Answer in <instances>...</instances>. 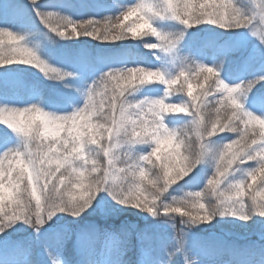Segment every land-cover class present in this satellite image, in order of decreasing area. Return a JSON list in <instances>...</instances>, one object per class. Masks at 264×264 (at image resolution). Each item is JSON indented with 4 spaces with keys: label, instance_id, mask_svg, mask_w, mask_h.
<instances>
[{
    "label": "snow or ice",
    "instance_id": "snow-or-ice-1",
    "mask_svg": "<svg viewBox=\"0 0 264 264\" xmlns=\"http://www.w3.org/2000/svg\"><path fill=\"white\" fill-rule=\"evenodd\" d=\"M253 3L255 7L244 11L236 0H135L116 5L112 15L100 19H74L41 7L39 0L27 5L0 0V69L5 71L10 65H25L50 80L73 75L41 57L38 44L29 39L35 35L29 27L30 13L52 43L81 37L101 44L142 41L160 61L96 69L99 75L81 91L83 105L64 114L46 110L39 100L25 107L0 106L4 126L0 130V234L7 236L17 225H26L34 233L32 240L17 243L18 253L27 256L39 245L51 264H62L60 253L66 244L82 249L85 240L103 239L119 248L134 236L145 254L156 238L149 227L124 224L111 229L90 224L75 232L67 226L54 228L65 217L78 221L97 210L105 216L136 210L176 233L171 247H162L166 259H142L141 264H174L178 255L183 264H202L194 257L214 256L227 246L216 242L193 246L194 228L217 217L245 223L254 217L264 219V114L249 110L245 103L264 109V96L249 100L264 74L230 84L226 73L236 47H222L211 62H205L197 59V52L183 54L182 45L186 30L202 25L231 33L243 29L258 39L259 55L264 58V2ZM164 18L178 22L181 29L161 30L156 21ZM239 47L246 44L241 42ZM256 55L249 52L244 65L254 62ZM168 63L177 65L175 73L168 71ZM149 85L163 86V94L129 99ZM20 114L37 119L20 125L11 119ZM174 117L184 123L169 126ZM10 133L18 141L14 146H9ZM225 133L230 136L224 137ZM217 137L225 142L216 144ZM205 163L210 173L201 170ZM240 171L243 174L237 178L235 173ZM201 180L199 190L168 200L170 189L176 191L174 186L195 189ZM176 214L179 227L173 223ZM83 264L91 262L86 259Z\"/></svg>",
    "mask_w": 264,
    "mask_h": 264
},
{
    "label": "trees",
    "instance_id": "trees-1",
    "mask_svg": "<svg viewBox=\"0 0 264 264\" xmlns=\"http://www.w3.org/2000/svg\"><path fill=\"white\" fill-rule=\"evenodd\" d=\"M126 0H39V5L47 10L62 11L71 14L74 19L93 18L100 19L106 15H112L116 10V5L124 4ZM20 5H27L31 0H15ZM236 3L244 11L255 7L253 0H236ZM29 27L35 35L29 37L33 44H38V52L43 59L59 62L66 65L72 70H77L82 73L85 71H93V79L99 75L96 69H101V66L121 67L135 66L137 64H156L160 63L156 59V55L149 49L143 46L142 41H119L115 44H101L100 41L92 40L89 37H81L79 40H60L55 43L47 40L44 33L47 31L43 25L39 23L38 18L34 13L29 14ZM169 22L173 20L164 18L157 19L156 23L160 24V29L165 32H176L177 29L171 27ZM236 33L226 32L225 30L212 25H202L197 28L187 29L182 45L186 48V52H197V58H203L210 61L215 54L224 47L228 41L232 40ZM6 39V38H5ZM235 51L238 58L230 61L229 70L226 73L231 78L232 75H237L248 80L255 77L253 70L260 71L264 74V59L254 60V69L249 70L248 66L244 65L245 56H241L244 52L242 48H237ZM184 52V51H183ZM218 58V57H217ZM8 70L0 69V98H19L24 101L37 100L42 101L41 105L48 109L64 114L70 112L77 107L80 92L72 89L70 83L63 81L50 80L44 77L37 69L25 65H10ZM104 70V69H101ZM176 71V69H174ZM174 72V71H173ZM252 76V77H251ZM65 84L69 87H65ZM36 85L38 87H34ZM163 93V86L149 85L134 91L132 98H143L145 96L156 97ZM176 95H180L177 93ZM264 96V81L257 84L252 90L250 100ZM178 97H173L177 99ZM71 100V104L67 101ZM261 109L259 106L254 105ZM184 123L183 119L171 118L169 125L171 127H179ZM0 130H4V126L0 125ZM11 134V133H10ZM12 135L13 143L18 142L17 138ZM224 137H229L230 134H222ZM225 140L220 137L215 138L216 144H222ZM146 147V146H145ZM208 164H202L201 170ZM246 167V166H245ZM242 171L235 173L239 178ZM183 183V182H182ZM201 184L193 188L192 185L184 187H176V191L171 192H186L199 190ZM91 211V210H90ZM177 220L173 223L179 227V214ZM95 224L101 228L112 227L119 228L121 225L127 224L143 229L149 227L155 234V240L150 249L151 261H159L166 259V253L157 256L156 249H161L167 244L169 248L173 242L172 238L176 233L172 232L170 227L157 225L153 217L146 213H140L136 210H128L118 212L112 215H100L99 212L84 215L78 221H74L71 217H65L60 220L55 227L67 226L73 232L87 225ZM34 233L28 226L17 225L15 229H9L7 236L0 234V264H15L18 260H24L25 256L18 253L16 245L20 241L32 240ZM191 243L193 246H199L204 242H216L227 246V249L218 252L214 256L215 259L221 258H247L250 256V249L255 252H260L263 259H258L260 264H264V219L254 217L248 222H241L233 217H217L211 224L200 225L192 230ZM96 242V241H95ZM95 242L84 241L82 249H77L72 243L66 244L62 253L66 256L67 261L71 264H83L84 260H88V255ZM128 250L136 251L140 249L135 237L133 236L131 243L127 244ZM42 249L41 246L35 245L32 252L29 253L31 264H51L49 258L47 260L38 258L35 255V250ZM31 250V251H32ZM55 254V249H53ZM257 255V254H256ZM256 258V257H254ZM179 255L175 258L174 264H181Z\"/></svg>",
    "mask_w": 264,
    "mask_h": 264
},
{
    "label": "rangeland",
    "instance_id": "rangeland-1",
    "mask_svg": "<svg viewBox=\"0 0 264 264\" xmlns=\"http://www.w3.org/2000/svg\"><path fill=\"white\" fill-rule=\"evenodd\" d=\"M134 2H135V0H126L124 4L134 3ZM259 2H264V0H259ZM156 24L158 27H160V24H158V23H156ZM169 25L171 27H174L175 29H177V27L180 26L178 24V22H176V21L169 22ZM228 42L229 43L225 44L224 47L239 48V45L241 44V42L245 43L246 47L242 48L244 50V52L241 54V56H244V54L246 56L249 52H255V53H257L255 60L258 61L259 59H261V56L259 55V41L256 37H253L248 30H243V29L239 30L238 34H236L234 36V38H232V40H230ZM187 53L188 52H186V48H184L183 54H187ZM238 55L239 54L236 55L235 51L233 53H231L230 61L238 58ZM197 59L204 60L203 58H197ZM262 59H264V58H262ZM45 60H47L54 67H57V68H60L64 71H69V72L73 73L72 76L65 77L64 81L67 83H70L73 86L72 89L80 92V99H79L77 107L82 106L83 105V97L81 96V91L87 87V84H90L92 82L93 71L88 70V71H85L84 73H82V72L77 71V70H72V68H69L66 65L61 64L59 62L49 60L48 58H46ZM204 61L205 62H211L209 59H206V58ZM255 63L252 62L250 65H248V69L249 70L254 69ZM166 66H167L168 71L170 73H175L174 69L177 68L176 64L168 63ZM101 69L107 70V68L105 66L104 67L101 66ZM252 73L254 76L263 74L262 72L256 71V70H253ZM252 78H250V79H252ZM242 79L243 78L240 76L232 75L231 78L228 77L226 82H228L230 84L231 83H237ZM261 82H263V81H261ZM162 94L163 93H160V94L156 95V97L160 96ZM250 95H251V93L249 94V100H250ZM37 101H38L37 98H33L32 100H29V101H24L22 99L15 98V97H13V98H0V106L7 105L9 107H25V106H27L31 103L37 102ZM245 103H246V107H248L249 110L254 111L258 115L264 114V109L256 108L254 105L248 103L247 101ZM42 107H44L46 110L53 111L51 109L46 108L45 106H42ZM57 113L60 114L59 112H57ZM14 144L15 143L12 142V144H10L9 146H14ZM211 170L212 169L209 167V165H207L203 169V172L210 173ZM229 179L231 180L232 177H230ZM186 192H188V191H186ZM184 193L185 192H171L170 195L168 196V200H171L172 196H182ZM97 212H99L100 215H104L99 210H97ZM105 228L113 229L112 227H105ZM128 249H129V247H127V245L117 248V245L115 243H113L111 241L100 239V240L96 241L95 245L92 247L90 254L88 255V260L91 262V264H141L142 259L145 262L152 260L151 253L148 251L145 254H142L141 249H138L136 251H131ZM249 251H250V256L247 258H235V257H233V258H225V259L224 258L215 259L212 257H203L202 256V257H194V259H200L202 261V264H260L257 260L263 259L262 254H259L260 252H255V250H251V249ZM31 252L33 254V250ZM155 253L157 256H160L163 254V251L161 249H156ZM35 255L38 258H42L45 260L48 259L47 255L43 252V249L35 250ZM254 257H256V258H254ZM24 259H27L29 262L31 261L29 254L27 256H25ZM60 259L62 260V264H71L67 261V258L63 253H60ZM30 264H31V262H30ZM181 264H183L182 259H181Z\"/></svg>",
    "mask_w": 264,
    "mask_h": 264
},
{
    "label": "clouds",
    "instance_id": "clouds-1",
    "mask_svg": "<svg viewBox=\"0 0 264 264\" xmlns=\"http://www.w3.org/2000/svg\"><path fill=\"white\" fill-rule=\"evenodd\" d=\"M11 119L20 125H30L35 122L37 117L33 115L20 114L19 116H13ZM212 207H215L214 203L212 204Z\"/></svg>",
    "mask_w": 264,
    "mask_h": 264
}]
</instances>
